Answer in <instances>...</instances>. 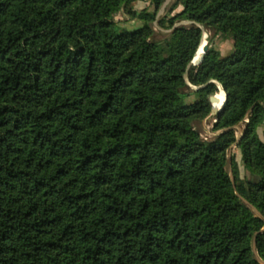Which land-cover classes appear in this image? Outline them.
Instances as JSON below:
<instances>
[{
  "label": "trees",
  "instance_id": "trees-1",
  "mask_svg": "<svg viewBox=\"0 0 264 264\" xmlns=\"http://www.w3.org/2000/svg\"><path fill=\"white\" fill-rule=\"evenodd\" d=\"M163 2L0 0V264H264V0H174L158 40ZM201 26L233 47L188 67Z\"/></svg>",
  "mask_w": 264,
  "mask_h": 264
},
{
  "label": "rangeland",
  "instance_id": "rangeland-1",
  "mask_svg": "<svg viewBox=\"0 0 264 264\" xmlns=\"http://www.w3.org/2000/svg\"><path fill=\"white\" fill-rule=\"evenodd\" d=\"M173 2H174V0H169L168 3L166 4V6L163 8V10L161 12H159V10L162 7L161 6L157 12L156 19L150 23V25L153 28V37L155 39L163 40L165 38H168L173 27L180 25V24H188L189 23L188 21H185V20L176 21L172 28L167 27L169 24L168 22H166V24L163 26L160 25V20L163 17H165L166 20H168L175 13H177L178 11H180L182 9V6L179 5L174 10L171 11L169 8ZM131 9L133 10L132 13H128L125 10H120V11L113 14V19L119 27L125 28L128 30H133L137 27L142 26L143 20H141L139 18L138 14L143 10L152 12L154 10V7L149 1H136V2L132 3ZM201 28H202L203 33H202L200 45L204 39V42L201 46H204V45L206 47L209 46L208 49H213V50L219 51L221 56H223V57L227 56L231 52L232 47H233V38L230 34H224V33H220V32L218 33V32H216L215 29H213L211 27L201 26ZM187 82H188L187 84L189 87H188V89H186V91L189 93L186 96L185 101L187 103H191V102H194L196 100V96H195L194 91L200 86H195L192 83H190L189 81H187ZM217 84H218V88L220 90L221 85L219 83H217ZM215 121H216L215 116L209 114L207 117H205L202 120L194 121L193 125H194V128L199 132L200 136L203 139L209 140V139H212L215 135H217L220 132L219 130H215L213 127ZM247 121H248V118L246 117L244 121H242L241 123L237 124L234 127L236 130L237 139L240 138L242 132L244 131L245 123ZM263 130H264V121L257 128L258 134L261 138H263ZM232 154H234L235 160L238 164L239 176H240L241 181L249 178L250 173L248 172V170L245 169V167L242 163V160H241L240 150L236 147L235 144H233L228 149L229 162L227 165V170L231 174V177L233 178L232 169L230 166V158H231ZM253 211L256 214H259L256 210L253 209Z\"/></svg>",
  "mask_w": 264,
  "mask_h": 264
},
{
  "label": "water",
  "instance_id": "water-1",
  "mask_svg": "<svg viewBox=\"0 0 264 264\" xmlns=\"http://www.w3.org/2000/svg\"><path fill=\"white\" fill-rule=\"evenodd\" d=\"M168 1L169 0H165L164 1V3L162 5L161 9L159 10V12H161L163 10V8L166 6V4L168 3ZM208 48H209V46L205 48V50L202 52V54L199 56L198 59L196 58V56H194V58L192 59V61L190 62V64H189L188 67H190L191 65L198 66L201 63V61L203 59V56L206 53V51L208 50ZM221 89L223 90V92L225 94V99H226V93H225V90L222 88V86H221ZM210 102L212 103V108H211V113L210 114L213 115V116H217L218 112L221 110V108H222L223 105L219 109H217V108H215L213 106L215 103H218L219 102V99H218V97H217L216 94L210 96ZM224 102H225V100H224Z\"/></svg>",
  "mask_w": 264,
  "mask_h": 264
},
{
  "label": "bare ground",
  "instance_id": "bare-ground-1",
  "mask_svg": "<svg viewBox=\"0 0 264 264\" xmlns=\"http://www.w3.org/2000/svg\"><path fill=\"white\" fill-rule=\"evenodd\" d=\"M203 42H204V39H203V41L201 42V45L203 44ZM201 45H199V47H198V50H197V53H196V58L198 59V57L202 54V52L205 50V48H206V46L204 45V46H201ZM220 92H221V94H220V98H219V102L218 103H215L213 106L215 107V108H217V109H219V108H221V106L223 105V103H224V92H223V90L222 89H220Z\"/></svg>",
  "mask_w": 264,
  "mask_h": 264
}]
</instances>
